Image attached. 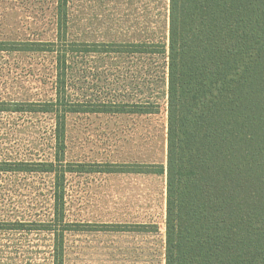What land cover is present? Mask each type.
Here are the masks:
<instances>
[{
    "label": "rangeland",
    "instance_id": "rangeland-1",
    "mask_svg": "<svg viewBox=\"0 0 264 264\" xmlns=\"http://www.w3.org/2000/svg\"><path fill=\"white\" fill-rule=\"evenodd\" d=\"M68 33L78 42L168 45L169 0H70ZM55 34L56 0H0V40L49 41ZM69 76L67 102L83 108L156 103L159 113H69L58 162L54 113L0 111V161L54 162L60 171L166 164V53L82 52L71 56ZM0 102L63 112L53 55L0 52ZM54 187L53 173L0 172V223L51 222ZM64 190L65 264H165L164 174L66 172ZM141 224L157 228L139 231ZM0 264H54V233L0 229Z\"/></svg>",
    "mask_w": 264,
    "mask_h": 264
},
{
    "label": "trees",
    "instance_id": "trees-1",
    "mask_svg": "<svg viewBox=\"0 0 264 264\" xmlns=\"http://www.w3.org/2000/svg\"><path fill=\"white\" fill-rule=\"evenodd\" d=\"M69 2L56 0L53 40H0V52L49 53L56 63L57 100L0 102V111L52 112L56 159L64 158L69 113H159L156 103L67 102L70 58L88 52L168 57L166 164L70 165L0 161L4 173H53L51 222L0 223L1 230L54 233V264H65L66 172H135L166 176L165 264H264V0H169V42L90 43L69 39ZM15 104V105H14ZM119 225H108L117 228ZM139 231L156 225H137Z\"/></svg>",
    "mask_w": 264,
    "mask_h": 264
}]
</instances>
